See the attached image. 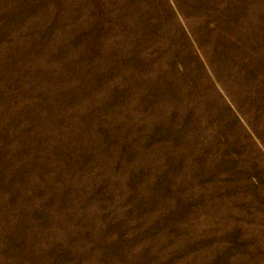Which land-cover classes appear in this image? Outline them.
<instances>
[{"label": "rangeland", "instance_id": "obj_1", "mask_svg": "<svg viewBox=\"0 0 264 264\" xmlns=\"http://www.w3.org/2000/svg\"><path fill=\"white\" fill-rule=\"evenodd\" d=\"M0 264H264V0H0Z\"/></svg>", "mask_w": 264, "mask_h": 264}]
</instances>
